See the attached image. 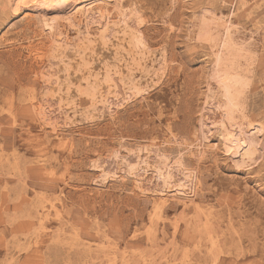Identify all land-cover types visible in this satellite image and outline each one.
<instances>
[{
  "label": "rangeland",
  "instance_id": "rangeland-1",
  "mask_svg": "<svg viewBox=\"0 0 264 264\" xmlns=\"http://www.w3.org/2000/svg\"><path fill=\"white\" fill-rule=\"evenodd\" d=\"M77 2L0 0V264H264V0H116L75 24ZM221 15L242 128L222 126Z\"/></svg>",
  "mask_w": 264,
  "mask_h": 264
},
{
  "label": "bare ground",
  "instance_id": "bare-ground-1",
  "mask_svg": "<svg viewBox=\"0 0 264 264\" xmlns=\"http://www.w3.org/2000/svg\"><path fill=\"white\" fill-rule=\"evenodd\" d=\"M31 1V0H30ZM80 2H77L76 3V6H75V11H74V13H73V17H72V20H73V22L76 24V23H78V24H80L81 22H83V21H85V20H87L88 18H91V17H98L99 19H105V17H106V15H108L107 14V6L109 5V3L110 2H115L116 0H79ZM122 1H124V0H122ZM252 1V0H251ZM67 2V1H66ZM254 2V1H253ZM134 4V3H133ZM242 5L241 6H245L244 5V3L242 2L241 3ZM121 7V6H120ZM116 9V8H115ZM129 9V8H128ZM242 9V8H241ZM134 10V9H133ZM258 10V9H257ZM118 12V11H117ZM130 12V11H129ZM132 12V11H131ZM127 14V13H126ZM143 14V13H142ZM256 14V13H255ZM119 16H121V15H119ZM25 17V16H24ZM111 17V16H110ZM133 17V16H132ZM27 18V17H26ZM141 18V17H140ZM218 18L223 22L222 23V26H223V34H222V38L220 39V41H219V43H218V52L216 53V59H215V62H216V69H217V75H218V80H219V85H220V87H221V89H222V93H223V96H224V99H225V106H226V113H225V121H222V126L223 125H225V124H228V123H232V122H230L231 121V114L235 111V112H240V110H241V104H240V102H239V88H241L243 85H244V80L241 78V76L240 75H238L236 72H235V70H234V66H233V61H234V58H235V54H232V53H234L235 51H240V50H242L241 48H238V47H236V44H235V42H234V39H233V36H234V34H237V33H239L240 32V27L238 26V24L237 23H235V21H232L231 19L230 20H228V19H225V17H223L222 15L221 16H218ZM32 19V18H31ZM92 20V19H91ZM137 20V19H136ZM135 20V21H136ZM203 20V19H202ZM107 21V20H106ZM207 21V20H206ZM73 23V24H74ZM142 23V22H141ZM217 23V22H216ZM256 23H258V21L256 22ZM145 24V23H144ZM138 25V24H137ZM11 26V25H10ZM110 26H111V24H110ZM115 26V25H114ZM140 26H142V24L140 25ZM46 27L49 29V31H51V32H53V26L52 25H46ZM128 27V26H127ZM13 28V27H12ZM11 28V29H12ZM115 28H117V27H115ZM253 28V27H252ZM106 29V28H105ZM103 30V32L104 31H106V30ZM108 29V28H107ZM125 29V28H124ZM115 30V29H114ZM118 30V29H117ZM122 30V29H121ZM172 30V29H171ZM123 31V30H122ZM129 31H131V30H129ZM86 32V31H85ZM118 32V31H117ZM125 32H127L126 30H125ZM125 32H123V33H125ZM134 32V31H133ZM132 32V33H133ZM122 33V34H123ZM129 33V32H128ZM115 34V33H114ZM135 34V33H134ZM137 34V33H136ZM104 35V34H103ZM119 35V34H118ZM117 35V36H118ZM124 35H126V34H124ZM131 35V34H130ZM54 36V35H53ZM105 36V35H104ZM107 36V35H106ZM116 36V35H115ZM121 36V35H120ZM127 36H128V34H127ZM88 37V36H87ZM90 37V36H89ZM103 37V36H102ZM134 37V36H133ZM138 37V36H137ZM91 38H92V36H91ZM100 38V37H99ZM98 38V39H99ZM121 38V37H120ZM196 38V37H195ZM210 38V37H209ZM60 39V38H59ZM101 40H103V38H100ZM115 39V38H114ZM8 40V39H7ZM40 40V39H39ZM57 40V39H56ZM129 40V39H128ZM135 40H137V39H135ZM142 40V39H141ZM16 41V40H15ZM87 41H89V40H87ZM87 41H85V42H87ZM104 41V40H103ZM102 41V42H103ZM119 41H121V40H119ZM138 41H140V40H138ZM168 41V40H167ZM108 42V41H107ZM126 42V41H125ZM130 43L132 42L131 40L129 41ZM136 42V41H135ZM143 42V41H142ZM142 42H141V44H142ZM101 43V42H100ZM105 43V42H104ZM103 43V44H104ZM111 43V42H110ZM123 43V42H122ZM138 43V42H137ZM59 44V43H58ZM99 44V43H98ZM132 44V43H131ZM135 44V43H134ZM80 45V44H79ZM83 45V44H82ZM94 45V44H93ZM92 45V46H93ZM100 45V44H99ZM105 45H106V43H105ZM111 45V44H110ZM89 46V45H88ZM91 46V47H92ZM96 46V45H95ZM103 46V45H102ZM130 46H132V45H130ZM134 46V45H133ZM137 47H138V45H136ZM143 46V45H142ZM58 47V46H57ZM62 47V46H61ZM67 47V46H66ZM83 47H86L85 45H83ZM90 47V46H89ZM99 47V46H98ZM105 47V46H104ZM120 47V46H119ZM123 47V46H122ZM88 48V47H87ZM96 48V47H95ZM103 48V47H102ZM133 48V47H132ZM147 48V47H146ZM59 49V48H58ZM61 49V48H60ZM86 49V48H85ZM90 49V48H89ZM89 49L87 50V51H89ZM94 49V48H93ZM101 49V48H100ZM112 49V48H111ZM137 49V48H136ZM144 49V48H143ZM56 51H57V49H55ZM68 50V49H67ZM77 50V49H76ZM91 50V49H90ZM102 50H104V49H102ZM130 51H131V49H129ZM62 51H63V49H62ZM79 51V50H78ZM81 51H83V50H81ZM86 51V52H87ZM145 51H146V49H145ZM144 51V52H145ZM84 52V51H83ZM85 52V53H86ZM95 52H96V49H95ZM101 52H103V51H101ZM116 52V51H115ZM119 52V51H118ZM140 52V51H139ZM157 52V51H156ZM155 52V53H156ZM50 53V52H49ZM53 53V52H52ZM52 53H50V55L52 54ZM89 53V52H88ZM109 53V52H108ZM132 53V52H131ZM130 53V54H131ZM136 53V52H135ZM165 53V52H164ZM73 54V53H72ZM87 54V53H86ZM86 54H83V55H86ZM115 54V53H114ZM126 54V53H125ZM158 54V53H157ZM49 55V56H50ZM82 55V56H83ZM90 55H94V53L93 54H90ZM89 55V56H90ZM99 55V54H98ZM107 55V54H106ZM119 55V54H118ZM123 55V54H122ZM127 55V54H126ZM132 55V54H131ZM167 55V54H166ZM54 56V55H53ZM52 56V57H53ZM69 56V55H68ZM75 56V55H74ZM78 55H76V57H77ZM89 56H87L88 58H89ZM114 56V55H113ZM142 56V55H141ZM149 56H152V55H148V57ZM51 57V56H50ZM52 57H51V59H52ZM65 57V56H64ZM63 57V58H64ZM70 57V56H69ZM87 57H85V58H87ZM101 57V56H100ZM118 56H116V58H117ZM121 57V56H120ZM145 56H143L142 58H144ZM148 57H146V58H148ZM161 57V56H160ZM47 58V57H46ZM54 58H58V57H54ZM53 58V59H54ZM75 58V57H74ZM80 58L82 59V57L80 56ZM125 58V57H124ZM128 58H129V56H128ZM135 58H136V56H135ZM154 58V57H153ZM72 59H73V57H72ZM80 59V60H81ZM83 59H84V57H83ZM92 59H93V57H92ZM98 59V58H97ZM114 59V58H113ZM55 60V59H54ZM89 60V59H88ZM94 60V59H93ZM107 60V59H106ZM115 60V59H114ZM117 60V59H116ZM120 60V59H119ZM138 60H139V56H138ZM163 60V59H162ZM167 60V59H166ZM42 61V60H41ZM67 61H69V60H67ZM79 61V60H78ZM83 62H84V60H82ZM104 61V60H103ZM136 61V60H135ZM142 61V60H141ZM152 61V60H151ZM59 62H60V59H59ZM70 62V61H69ZM75 62V61H74ZM117 62V61H116ZM123 62V61H122ZM122 62H121V64H122ZM133 62V61H132ZM131 62V63H132ZM143 62V61H142ZM141 62V63H142ZM76 63V62H75ZM111 63V62H110ZM114 63V62H113ZM130 63V62H129ZM130 63V64H131ZM144 63V62H143ZM147 63H149V62H147ZM164 63V62H163ZM83 64V63H82ZM87 65V63H85L84 62V65ZM104 64V63H103ZM108 64V63H107ZM128 64V63H127ZM126 64V66H128ZM61 65V64H60ZM59 65V66H60ZM63 65V64H62ZM76 65H78V64H76ZM93 65H95V64H93ZM133 65V64H132ZM137 65H139V64H137ZM156 65V64H155ZM66 66V65H65ZM110 66V65H109ZM140 66V65H139ZM68 67V66H67ZM67 67H66V69H67ZM86 67H89V65L88 66H86ZM130 67V66H129ZM132 67V66H131ZM145 67V66H144ZM167 67V66H166ZM70 68V67H69ZM68 68V69H69ZM111 68V67H110ZM116 68V71H117V67H115ZM120 68V67H119ZM141 68V67H140ZM162 68V67H161ZM71 69V68H70ZM74 69V68H73ZM75 69H77V68H75ZM84 69V68H83ZM87 70V72H88V68H86ZM92 69V68H91ZM125 69H127V68H125ZM129 69V68H128ZM136 69V68H135ZM143 69V68H142ZM64 70V69H63ZM105 70V69H104ZM107 70V69H106ZM133 70H134V68H133ZM138 70V69H137ZM164 71H165V69H163ZM75 71V70H74ZM78 71H79V66H78ZM110 71H111V69H110ZM141 71V73L144 71V69H143V71L142 70H140ZM155 71V70H154ZM61 72V71H60ZM66 72H67V70H66ZM65 72V73H66ZM71 72V71H70ZM84 72V71H83ZM128 72V71H127ZM135 72H137V71H135ZM76 73V72H75ZM105 73V72H104ZM113 73H115V72H113ZM126 73V72H125ZM129 73V72H128ZM130 73H131V71H130ZM140 73V74H141ZM163 73V72H162ZM78 74H80V73H78ZM88 74V73H87ZM90 74V73H89ZM94 74V73H93ZM92 74V75H93ZM100 74V73H99ZM102 74V73H101ZM127 74V73H126ZM147 74H149V73H147ZM69 75V74H68ZM83 75V74H82ZM107 75V74H106ZM109 75H110V73H109ZM121 75V74H120ZM131 75V74H130ZM156 75V74H155ZM165 75V74H164ZM64 76H65V74H64ZM74 76H76L75 74H74ZM91 76V75H90ZM108 76V75H107ZM106 76V77H107ZM117 76V75H116ZM123 76V75H122ZM132 76V75H131ZM149 76V75H148ZM162 76V75H161ZM58 77V76H57ZM96 77H97V75H96ZM118 77V76H117ZM143 77V76H142ZM145 77V76H144ZM151 77V76H150ZM101 78V77H100ZM105 78V77H104ZM109 78V77H108ZM130 80L132 79V78H130V76L128 77ZM87 79V78H86ZM85 79V80H86ZM92 79V78H91ZM94 79H97V81H98V78H95L94 77ZM106 79V78H105ZM59 80V79H58ZM75 80V79H74ZM126 80V79H125ZM124 80V81H125ZM159 80H161V79H159ZM63 81V80H62ZM68 81V80H67ZM88 81V80H87ZM59 81H57V83H58ZM82 82H84V81H82ZM86 82V81H85ZM84 82V83H85ZM93 82V81H92ZM137 82V81H136ZM144 82V81H143ZM146 83H147V81H145ZM66 83V82H65ZM69 83V82H68ZM80 83V82H79ZM98 83V82H97ZM102 83H104V82H102ZM141 83V82H140ZM72 84V83H71ZM70 84V85H71ZM90 84V83H89ZM94 84V83H93ZM96 84V83H95ZM127 84H129V83H127ZM126 84V85H127ZM135 84V83H134ZM149 84V83H148ZM153 84V83H152ZM161 84V83H160ZM61 85V84H60ZM63 85V84H62ZM81 85V84H80ZM108 85V84H107ZM125 85V86H126ZM138 85V84H137ZM140 85V84H139ZM159 85V84H158ZM87 85H85V87H86ZM101 86V85H100ZM106 86V85H105ZM112 86H114V85H112ZM111 86V87H112ZM132 86V85H131ZM153 86H154V84H153ZM65 87V86H64ZM63 87V88H64ZM71 87V86H70ZM73 87V86H72ZM81 87V86H80ZM91 87V86H90ZM95 87V86H94ZM109 87V86H108ZM130 86H127V88H129ZM147 87V86H146ZM53 88V87H52ZM219 88V87H218ZM243 88V87H242ZM61 89V88H60ZM70 89V88H69ZM83 89V88H82ZM87 89H89L88 87H87ZM92 89V88H91ZM96 89H98V88H96ZM102 89V88H101ZM115 89V91H116V88H114ZM113 89V90H114ZM67 90V89H66ZM81 90V89H80ZM79 90V91H80ZM93 90V89H92ZM125 90V89H124ZM138 90V89H137ZM61 92H63L62 90H60ZM78 91V90H77ZM78 91V92H79ZM82 91V90H81ZM83 91H84V89H83ZM99 91V90H98ZM102 91V90H101ZM105 91V90H104ZM109 91V90H108ZM107 91V92H108ZM59 92V91H58ZM68 91H66V93H67ZM74 92V91H73ZM76 92V91H75ZM87 92V91H86ZM94 93L95 92H97V90L96 91H93ZM93 92H92V94H93ZM125 92H128V91H125ZM137 92V91H136ZM140 92V91H139ZM145 92V91H144ZM55 93V92H54ZM60 93V92H59ZM69 93V92H68ZM80 93V92H79ZM90 93V92H89ZM88 93V94H89ZM98 93V92H97ZM109 93V92H108ZM131 93V92H130ZM57 94V93H56ZM70 94V93H69ZM76 94H78V93H76ZM81 94V93H80ZM84 94V93H83ZM102 94V93H101ZM132 94H133V92H132ZM143 94V93H142ZM90 95H91V93H90ZM89 95V96H90ZM95 95V94H94ZM108 95V94H107ZM113 95V94H112ZM111 95V96H112ZM51 96H53V95H51ZM57 96V95H56ZM69 96V95H68ZM84 96H86V95H84ZM83 95H82V97H84ZM88 96V95H87ZM87 96H86V99H87ZM92 96V95H91ZM133 96H134V94H133ZM241 96V95H240ZM59 97V96H58ZM62 97V96H61ZM73 97V96H72ZM81 97V96H80ZM93 97V96H92ZM99 97V96H98ZM137 97H138V95H137ZM53 98V97H52ZM66 98V97H65ZM65 98H63V99H65ZM85 98V97H84ZM94 98V97H93ZM93 98H91V99H93ZM97 98V97H96ZM95 98V99H96ZM60 99V98H59ZM58 99V100H59ZM68 99H69V97H68ZM67 100V99H66ZM104 100V99H103ZM105 100L107 101V99L105 98ZM78 101V100H77ZM75 102V101H74ZM73 102V103H74ZM100 102H104V101H100ZM71 103V102H70ZM66 105H68V104H66ZM71 104H69V106H70ZM73 105V104H72ZM76 105V104H75ZM92 106V105H91ZM71 107H73V106H71ZM94 107V106H93ZM79 108V107H78ZM89 108V107H88ZM73 109V108H72ZM224 109V108H223ZM75 110V109H74ZM73 110V111H74ZM95 110V109H94ZM77 111V110H76ZM79 111H81V110H79ZM225 111V110H224ZM3 112V111H2ZM88 112H89V110H88ZM157 112V111H156ZM39 113V112H38ZM244 113V112H243ZM40 114V113H39ZM93 114V113H92ZM98 114V113H97ZM152 115V114H151ZM39 116V115H38ZM94 116V115H93ZM85 117V116H84ZM161 117V116H160ZM97 119V118H96ZM91 120H92V117H91ZM14 121V120H13ZM41 123H43V122H41ZM44 125V124H43ZM46 125V124H45ZM44 125V126H45ZM231 126H233V125H235V126H237V127H239V128H242L241 127V125H239V124H236V123H232V124H230ZM250 129H252L253 130V132H252V135L251 136H254V135H256V133H259V132H263V130H264V128H263V126L261 125V124H251L250 126ZM42 128V127H41ZM46 128V127H45ZM226 130V129H225ZM224 130V133H223V141H224V145H226L227 146V148L225 149V152H227V153H229V154H231V155H233V156H238L242 161H249V160H251L252 158H253V154H254V150H253V148L255 147L254 145V141L253 140H246L244 137H240V139L239 140H234V138H233V135H230V132H227V131H225ZM55 132V131H54ZM50 133V132H49ZM58 138V137H57ZM179 144H180V142H179ZM238 145V146H233V145ZM187 146V145H186ZM230 146H233L234 147V149L236 148V151L235 150H231L230 148H228V147H230ZM77 148V147H76ZM128 148V147H127ZM163 148V147H162ZM145 151H147V150H145ZM176 150H174V152H175ZM242 151V152H241ZM139 152V151H138ZM165 152V151H164ZM128 153V152H127ZM140 153V152H139ZM147 153V152H146ZM175 154V153H174ZM191 154V153H190ZM154 155V154H153ZM172 155V154H171ZM169 156V155H168ZM179 156V155H178ZM107 157V156H106ZM125 157V156H124ZM175 157V156H174ZM187 157V156H186ZM184 158V157H183ZM162 160V162H163V164H164V166L162 167L163 169H167V164H165V162L166 161H164L165 159H161ZM161 160H159V162L161 161ZM167 160V159H166ZM180 160V159H179ZM40 161H42V160H40ZM139 161V160H138ZM141 161V160H140ZM184 161V160H183ZM143 163H145V164H147L145 161H142ZM162 162H160V163H162ZM14 163H16V162H14ZM35 163H36V161H35ZM149 163V162H148ZM168 163V162H167ZM170 163H171V161H170ZM250 163V162H249ZM37 164V163H36ZM245 164V163H244ZM253 164V163H252ZM173 165V164H172ZM148 166V165H147ZM120 167V166H119ZM140 167V166H139ZM105 168V167H104ZM135 168V167H134ZM141 168V167H140ZM131 169H132V167H131ZM145 169V168H144ZM134 170V169H133ZM133 170H131V171H133ZM157 170V169H156ZM184 170H186L185 168H184ZM184 170H182V172L184 171ZM194 170V169H193ZM192 170V171H193ZM102 171H104L103 169H102ZM152 171H154V170H152ZM181 171V170H180ZM129 172V171H128ZM156 172H158L159 174H160V178L163 180V182L165 183H167L168 181V183H170V180L172 179V176H171V172L170 173H168V174H165V172H163L162 171V169H158V171H156ZM194 174V173H193ZM109 175V174H108ZM187 175V174H186ZM133 176V175H132ZM109 177V176H108ZM195 177V176H194ZM191 179V178H190ZM189 179V180H190ZM107 180V179H106ZM177 182V181H176ZM175 182V183H176ZM178 183V182H177ZM193 184V183H192ZM181 186H183L182 184H181ZM171 186H169V188H170ZM179 188V187H178ZM171 190V189H170ZM178 190V189H177ZM168 193H170V192H168ZM177 193H179V194H184V191H183V189H181V190H178L177 191ZM195 193V192H194ZM61 204V203H60ZM53 207V206H52ZM158 207V206H157ZM196 207H197V205H196ZM157 209V212H158V208H156ZM51 210V209H50ZM162 210V209H161ZM183 210V209H182ZM156 212V213H157ZM198 212V211H197ZM160 213V212H159ZM59 216V215H58ZM57 216V217H58ZM157 217V216H156ZM156 217H153V218H156ZM196 217V216H195ZM204 217V216H203ZM102 218V217H101ZM156 220V219H155ZM152 221V220H151ZM153 226V225H152ZM198 228V227H197ZM136 235V234H135ZM162 236V235H161ZM198 236V235H197ZM215 236V235H214ZM76 237V236H75ZM75 237H73V238H75ZM199 238V237H198ZM212 238H213V236H212ZM215 238H217V237H215ZM25 239V238H24ZM12 240V239H11ZM30 241H31V239H30ZM29 241V242H30ZM13 242V241H12ZM15 242V241H14ZM215 244V243H214ZM93 245V244H92ZM73 248V247H72ZM104 249H105V247H104ZM72 250V249H71ZM125 251V250H124ZM154 251V250H153ZM26 252H28V251H25V253ZM216 253V252H215ZM116 258V257H115ZM148 260V259H147ZM7 261V260H6ZM116 263V262H115ZM192 264V263H191Z\"/></svg>",
  "mask_w": 264,
  "mask_h": 264
}]
</instances>
